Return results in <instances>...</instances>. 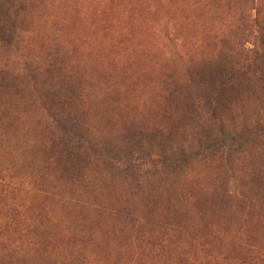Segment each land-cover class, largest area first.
Masks as SVG:
<instances>
[{
	"label": "rangeland",
	"instance_id": "1",
	"mask_svg": "<svg viewBox=\"0 0 264 264\" xmlns=\"http://www.w3.org/2000/svg\"><path fill=\"white\" fill-rule=\"evenodd\" d=\"M0 264H264V0H0Z\"/></svg>",
	"mask_w": 264,
	"mask_h": 264
}]
</instances>
